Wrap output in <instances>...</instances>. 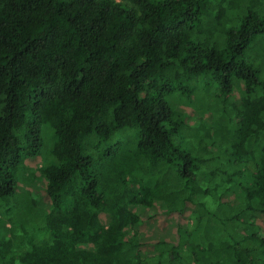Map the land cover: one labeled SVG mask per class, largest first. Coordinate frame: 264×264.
Returning a JSON list of instances; mask_svg holds the SVG:
<instances>
[{
  "label": "trees",
  "instance_id": "obj_1",
  "mask_svg": "<svg viewBox=\"0 0 264 264\" xmlns=\"http://www.w3.org/2000/svg\"><path fill=\"white\" fill-rule=\"evenodd\" d=\"M50 139L0 264H264V0H0L6 212Z\"/></svg>",
  "mask_w": 264,
  "mask_h": 264
},
{
  "label": "rangeland",
  "instance_id": "obj_2",
  "mask_svg": "<svg viewBox=\"0 0 264 264\" xmlns=\"http://www.w3.org/2000/svg\"><path fill=\"white\" fill-rule=\"evenodd\" d=\"M47 142L48 144L45 147L44 152L34 160H29L27 162L28 167L26 169V173H24L20 177V180L18 181V186H17L18 193L16 196H14L12 202H10V204L14 206L17 202L16 200L22 198L24 201L26 198L30 197V199H32V201H30L31 203L30 204L28 203L27 205V200H26L25 206L23 207V209L26 211L24 216L22 215H20L21 217L17 216L15 215L16 212L13 211L11 213L6 212L5 210L8 207L6 206L7 204L5 203L2 204L0 202V239L1 237L6 236L12 240L11 236H14V234L15 237H18L17 235L19 233L22 234L21 226L30 227L32 224V222L30 221L37 222L34 223L33 226L42 225L46 223L45 216L51 211V205L44 193V189H45L43 185L44 178L41 174V169L42 166L46 163L49 153V148L51 147L52 139L48 140ZM31 211L33 212V214L30 216V218L26 219V215L28 214V212L30 213ZM142 214L146 215V213H142ZM101 218L106 224L109 222L108 215L107 214L105 215V213L103 212ZM197 219H198V214L196 212H191L189 215V219L187 221L188 225L191 228H193L197 223ZM161 222L162 219L158 217L156 219V222H152L148 226L144 227L143 228L144 239L149 240V239H153L155 236L159 237L160 235H163V233L169 234L171 231L173 232L174 227L172 225L165 227L163 224H161ZM166 230H168V232ZM143 256H145L144 257L145 262H147L148 264H156L158 261V256L155 253H153V250H150L148 248L145 249ZM184 256L186 257L187 260L189 261L191 260L192 255L188 247H186L184 250Z\"/></svg>",
  "mask_w": 264,
  "mask_h": 264
}]
</instances>
